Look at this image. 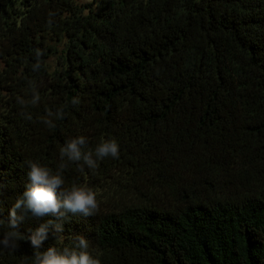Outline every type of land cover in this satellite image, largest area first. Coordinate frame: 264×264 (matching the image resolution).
<instances>
[{"label":"trees","instance_id":"obj_1","mask_svg":"<svg viewBox=\"0 0 264 264\" xmlns=\"http://www.w3.org/2000/svg\"><path fill=\"white\" fill-rule=\"evenodd\" d=\"M77 136L119 157L62 161ZM30 161L99 204L40 252L84 236L101 264H264V0H0V239ZM50 219L27 213L0 264H34Z\"/></svg>","mask_w":264,"mask_h":264},{"label":"clouds","instance_id":"obj_2","mask_svg":"<svg viewBox=\"0 0 264 264\" xmlns=\"http://www.w3.org/2000/svg\"><path fill=\"white\" fill-rule=\"evenodd\" d=\"M40 50H37V64L34 70L40 67ZM39 93L33 87V98L31 103L36 104L39 101ZM18 103L25 104L23 99ZM79 100L73 98L72 104H78ZM55 115L57 118L63 117V110H58L55 114L51 111L48 116ZM31 119V116H26ZM44 123L49 128L55 127L51 119H46ZM87 140L84 136L72 138L60 149V157L63 161L78 163L81 170L86 165L89 169L97 167V161L111 156L119 157V145L115 139L101 141L94 150H86ZM65 163H61L59 168L53 172L49 167L39 162H28V183L25 191L19 196L9 212L7 221L9 231L0 239V249H12L17 247L20 232V225L25 220L27 213L34 217H55V220H48L26 237L30 241L35 251L34 264H101L99 254L93 255L89 251V241L84 236H77L74 245L71 247L57 248L49 247L46 251L40 252L43 242L48 238L49 229L52 228L56 233L63 230V221L68 213L81 214L85 217L95 215L99 204L97 193L86 184L73 183L70 188H65L63 171L66 168Z\"/></svg>","mask_w":264,"mask_h":264},{"label":"rangeland","instance_id":"obj_3","mask_svg":"<svg viewBox=\"0 0 264 264\" xmlns=\"http://www.w3.org/2000/svg\"><path fill=\"white\" fill-rule=\"evenodd\" d=\"M82 2H89V1H91V0H81Z\"/></svg>","mask_w":264,"mask_h":264}]
</instances>
